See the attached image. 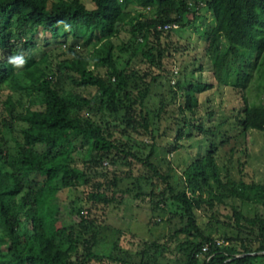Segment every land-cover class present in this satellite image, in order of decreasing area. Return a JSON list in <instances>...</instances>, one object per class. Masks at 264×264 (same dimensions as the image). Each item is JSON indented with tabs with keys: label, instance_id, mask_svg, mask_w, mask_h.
Segmentation results:
<instances>
[{
	"label": "trees",
	"instance_id": "1",
	"mask_svg": "<svg viewBox=\"0 0 264 264\" xmlns=\"http://www.w3.org/2000/svg\"><path fill=\"white\" fill-rule=\"evenodd\" d=\"M90 1L92 8L80 0H0V94L2 84L11 81L40 106L18 111L10 95L4 100L0 97V131L6 129L12 139L7 145L0 134V264H126L125 248L112 242L110 252H100L97 237L79 240L73 225L56 227L51 219L59 210L57 195L64 188L90 187L85 197L89 207L107 204L101 184L93 182L92 167L103 161L116 162L113 155L129 165L133 162L147 174L151 188L146 196L152 210L176 206L182 225L175 234L199 237L196 242H183L190 247L186 264H264V217L245 216L233 203L264 204V184L233 180L229 173L221 176L211 152L188 163L182 177L174 178L173 166L163 155L156 157L153 134V121L166 113L167 105L152 109L148 104L152 86L160 79L172 78L174 93L184 88L182 71L172 70L173 51L176 47L185 51L188 46L173 38L175 28L164 25H192L201 9L209 11L214 20L204 48L212 59L213 78L222 81L228 60H236L239 50L256 52L260 55L254 64L257 85L264 90V0ZM75 25L86 28L83 43L91 46L84 55L70 46L72 57L61 62L60 70L77 90L60 93L50 76L37 74L40 61L18 78L13 64L34 46L37 31L56 37L61 28ZM122 30L128 37L114 42ZM14 33L18 40H13ZM2 55L6 57L1 59ZM122 60L125 63L120 66ZM246 78V72L238 75V83L244 85ZM206 87L196 81L183 90L184 107L179 103L176 107L178 122L183 123L177 127V137L191 125L197 94ZM86 88L92 89L88 96ZM242 101L243 114L238 119L242 130L263 131L264 105L244 97ZM115 105L117 115L110 119L107 114L105 119V110ZM183 111L191 115L188 120ZM133 133L153 139L140 141L139 145L149 147L142 156L131 150L138 144ZM166 145L163 148L171 150L172 145L170 149ZM215 203L230 208L227 225L236 229L233 235L225 233L223 242L205 235L196 223V209L205 205L214 210ZM80 213L82 226L85 220ZM204 244L206 257H195L194 252Z\"/></svg>",
	"mask_w": 264,
	"mask_h": 264
},
{
	"label": "rangeland",
	"instance_id": "2",
	"mask_svg": "<svg viewBox=\"0 0 264 264\" xmlns=\"http://www.w3.org/2000/svg\"><path fill=\"white\" fill-rule=\"evenodd\" d=\"M80 1L87 8L94 6L90 0ZM200 14L193 20L192 25L176 27L173 36L180 45L186 43L188 46V50L184 51L176 47L173 51L172 70L182 71L183 75L180 79L184 88L174 93L176 88L172 85V78L160 79L156 85L153 84L148 96V104L152 109H157L160 104L167 105L166 113L161 114L160 119L153 121L156 157L163 155L166 158L173 166L175 178L182 177L183 169L188 163L211 152L221 176L229 173L233 180L242 179L246 182L264 184V130L243 131L238 120L243 114L242 97L248 102L264 105V90L257 85L258 74L254 66L258 63L260 55L256 52L239 50L236 60L232 58L228 60L222 81H217L212 75L211 56L204 49L207 32L214 24V20L211 13L205 9H201ZM85 35L86 28L79 25L68 29L61 28L56 37L37 31L34 46L24 51L23 56L17 58L13 64L14 69L20 73L18 78L22 77V72L27 67L40 61L41 63L37 65V74L50 76L60 93L77 90L75 83L69 77L62 76L63 69L60 70V66L61 62L72 57L68 49L70 46L76 48L82 55L87 54L91 44L84 46ZM13 36V40H18V33H14ZM127 37L126 31L122 30L119 36L114 38V42L119 43ZM263 52L264 47L262 55ZM5 57L6 55H2L1 59ZM124 63L125 60H122L120 66ZM100 71L103 72V68ZM245 72L247 73L245 84L240 85L238 75ZM196 81L209 87H206L201 94H197L198 104L194 107L193 117L190 119L191 125H186L183 129L185 133L177 137V127L183 125L177 119V103L184 107L183 90L189 83L193 84ZM14 85L11 81L2 84L0 94L2 100L10 95L18 111L24 110L25 106L32 109L40 107L37 101L30 102L24 91H20L19 87ZM129 87L132 88V84H129ZM89 91L92 92V89L86 88L84 94L88 96ZM117 112L118 106H111L105 110L104 118L106 119L107 114H110L108 117L111 119L112 116L117 115ZM182 115L185 120L191 116L187 111H183ZM1 122L0 120V127H2ZM1 133L6 137L7 145L12 144L7 130L2 129ZM15 134L20 136L19 132ZM133 136L138 144L133 145L131 150L142 156L149 147L139 145L140 141L148 143L153 142V139L143 134L133 133ZM114 137L121 139L119 133H115ZM164 145H172L171 150L164 149ZM112 157L116 162L103 161L102 164H95L92 167L93 182L95 185L101 184L99 189L105 192L107 204L90 208L85 198L90 187L79 185L75 189L64 188L57 195L59 210L51 214L53 225L56 227L73 225L75 237L82 241L97 237L101 242L97 246H100V252L103 253L110 252V246L115 242L126 249L128 254L126 264L147 261V259H150L152 264H186L190 247L183 242L185 240L196 242L199 237L193 234L191 236L184 233L175 234L182 225L176 206L169 204L163 211L152 210L150 198L146 196L151 188L150 182L145 177L147 174L133 162L129 165L117 155ZM239 167L242 172L239 171ZM226 200L227 203L231 201L230 198ZM233 203L245 216L264 217L262 203L241 204L236 200ZM213 209L209 210L205 205L197 208L196 223L205 235L223 242L225 233L233 235L236 230L227 225L229 222L227 215L231 214V210L227 205L220 206L218 203L214 204ZM79 212L85 220L82 226L78 223ZM243 235H247L246 230ZM114 252L119 253V249H115Z\"/></svg>",
	"mask_w": 264,
	"mask_h": 264
},
{
	"label": "built area",
	"instance_id": "3",
	"mask_svg": "<svg viewBox=\"0 0 264 264\" xmlns=\"http://www.w3.org/2000/svg\"><path fill=\"white\" fill-rule=\"evenodd\" d=\"M169 27L176 28L177 25H176V24H165V25H164V28H169ZM218 242H219V241H218ZM206 251H207V245L204 244V245L201 247L200 250H196V251L194 252V256H195V257H198V258H204V257H206V255H205Z\"/></svg>",
	"mask_w": 264,
	"mask_h": 264
},
{
	"label": "clouds",
	"instance_id": "4",
	"mask_svg": "<svg viewBox=\"0 0 264 264\" xmlns=\"http://www.w3.org/2000/svg\"><path fill=\"white\" fill-rule=\"evenodd\" d=\"M15 59V58H14Z\"/></svg>",
	"mask_w": 264,
	"mask_h": 264
}]
</instances>
